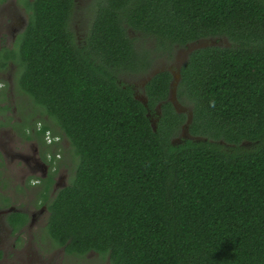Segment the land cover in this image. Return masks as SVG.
<instances>
[{"label":"trees","instance_id":"16d2710c","mask_svg":"<svg viewBox=\"0 0 264 264\" xmlns=\"http://www.w3.org/2000/svg\"><path fill=\"white\" fill-rule=\"evenodd\" d=\"M26 1L29 23L0 70L14 62L18 90L50 118L36 137L62 154L37 192L51 240L109 264H264V0H107L83 41L65 0ZM207 37L230 44L181 66L177 100L192 121L177 139L188 115L169 99L174 75H152L146 102L121 75ZM66 156L73 173L54 189ZM8 220L16 232L28 215Z\"/></svg>","mask_w":264,"mask_h":264},{"label":"rangeland","instance_id":"374dc122","mask_svg":"<svg viewBox=\"0 0 264 264\" xmlns=\"http://www.w3.org/2000/svg\"><path fill=\"white\" fill-rule=\"evenodd\" d=\"M86 24V17H81V19L78 16L76 17L73 26L79 37L84 34ZM147 44H149V40ZM210 44H212V42L208 41L191 46L190 49H186L185 46L177 47L172 58H168L167 56L156 57L148 71L137 74L124 73L121 75V78L125 82L132 84L135 87L137 94H139V98L143 99V85H145L147 79L150 77L151 71L157 72L161 69H170L177 73L182 62L181 59H183L188 52H192L196 48ZM3 79H6V77ZM10 86H12V89H10ZM9 92L10 95L7 97V100L2 103L8 104L9 109L5 112L0 111V121L5 122V125H0V211L6 212L10 207H14L29 214H38L42 208V206L37 204L39 203L37 201L39 184L32 186L28 185V187L26 185L28 183V177L31 176L34 179H38L41 178V173L39 171L33 173L31 165H29V163L25 160V156L32 155L36 150L35 148L39 147L42 149L43 146L41 143L38 144L36 140L32 142L27 141L11 128L19 121L18 119L21 114V106L23 112L26 111L27 113H30L33 110L30 109L31 104L33 103H31L32 101L27 95L20 93L18 90L15 73L13 74L11 83L7 86V94ZM34 107L37 110L39 109L38 111L42 110L37 106ZM178 109L181 112L187 113L188 117L191 115V110L186 105H179ZM26 116H28L26 117V120H28L30 124L35 123L36 114L34 115L33 113H30ZM43 119L50 122V118L46 114ZM25 125L21 127L22 130L25 129ZM186 125L187 123H185L184 129L186 128ZM184 129L180 135L176 137L177 139L188 134L184 131ZM61 145L66 153L67 149L70 147L68 140L66 138H62ZM52 149L53 147H51V150ZM65 160L69 163L68 167H70L61 168V172L58 174V177H63L61 186L68 182V178L73 173V165L70 162L69 157L66 156ZM6 198L9 200L5 201ZM47 215L48 211L47 213H44V215H41L37 222L35 221L33 224L28 225L18 234L10 231V228L6 225L7 223L5 220H7V218L5 216L0 218V260H3L5 257L10 261L16 260L15 250L11 247V245L15 242L18 246H20V249L30 247V249L35 252L38 250L39 255L37 258L32 259H36L37 261L40 260L43 263L46 261L47 264H109V259L107 257H104L94 251H91L83 258H80L73 255H67L62 248H58L47 234L45 228ZM27 255L28 254L26 253L23 258L26 263L29 262Z\"/></svg>","mask_w":264,"mask_h":264},{"label":"flooded vegetation","instance_id":"af4514ba","mask_svg":"<svg viewBox=\"0 0 264 264\" xmlns=\"http://www.w3.org/2000/svg\"><path fill=\"white\" fill-rule=\"evenodd\" d=\"M105 1H107V0H65V2L63 3V4H70L72 6L73 13L71 16V25H73L75 23V19L77 16L80 19H81V17H86V20H87L86 28H85L84 34L81 37H79V41H83L85 39L84 37L88 35V29H89V26H90L92 19H93L92 13L97 11L98 5L100 3L105 2ZM26 2H27L26 0H0V63L4 59V56L9 55L8 49H10V50L15 49V47L19 41L20 36L25 32V29L29 23L30 12H29V8L26 5ZM61 2H63V0H61ZM208 41L212 42V44H210V45H216V44L217 45H229L230 44V42L226 38L217 39V38H213V37H207V38H201V39H198L197 41H193L191 43H188L185 46V48L190 49L191 46L202 44V43L208 42ZM177 47H182V46H177ZM202 47H204V46H202ZM7 52H8V54H7ZM190 53L191 52H188L187 55L185 57H183V59H181L182 62L178 68L177 73L180 71L181 66L188 59ZM165 70L170 71L173 75L175 74V72H173L170 69H165ZM165 70L161 69L159 71H165ZM159 71H157V72H159ZM154 72L155 71H151V73H150L151 75L147 79L146 83L150 80L152 75L157 73V72H155V73ZM14 73H15V64L13 61L9 60L7 68H5L4 70H0V83H1L0 90H4V88H7V86H9V84L12 81ZM4 77H6V79H3ZM146 83H145V85H146ZM128 84H130V83H128ZM130 85L133 87V90H134L136 97L139 98V94H137V92L135 91V87L132 84H130ZM145 85H143V91L145 89ZM10 89H12V86H10ZM9 95H10V92L7 94V96H9ZM139 99H141V98H139ZM143 99L146 102L147 99L145 98L144 94H143ZM178 103H179V101H178ZM179 105L181 106L182 104L179 103ZM30 109H33L32 112H30V113H33L34 115L36 114V116H35L36 117L35 122L37 123L36 128L38 130H40L42 125H43L42 124L43 122L38 120V119L41 118L42 116L44 117V114L41 115L40 112L33 105L30 106ZM20 113L21 114L19 115V119H18L19 121L17 122L18 128L11 127L12 130H15L23 138H24V132L26 130L27 134H31L33 136V139H26L25 138L27 141L32 142V141L36 140L38 142V144L41 143V145L43 146L42 149L39 147L35 148L36 150L32 155L25 156V158H26L25 160L27 161V163H29V165H31L33 173L38 172V171L41 173V178H38V179H34L31 176L28 177V181H27L28 183L26 186L28 187V185L32 186V185L39 184L38 187L40 189V188H42V185H43V178L46 179L50 173L47 162L43 161V156H44V154H46L45 152H48V154H53V149L49 152L48 146L43 144L41 142V140L36 137V128L34 126L35 123L31 125V128L27 127L24 130L21 129L23 124L27 121L26 117H28V116H26V115H28L30 113H27L26 111L23 112L22 106H21V112ZM60 172H61V170L59 171V173ZM62 180H63V177H61V176L58 177V175L56 176V182L54 184V189L61 186ZM51 194H53V192ZM39 206H42V208L40 209L38 214L37 213L29 214L26 212L28 215V221H27L25 226L21 227L16 232H14V228L11 226V224L8 220V216L14 210L15 211H20V210L14 208V207H10L8 209V211H6V212L0 211V218L5 216L7 218V220H5L7 223L6 225L10 228V231L18 234L19 232L23 231L28 225L33 224L35 221L37 222L41 215H44V213H47L46 205H39ZM23 212H25V211H23ZM11 247H13V249L15 250L16 260L10 261L8 258L5 257L3 260H0V264H47L46 261L43 263L40 260L37 261L36 259H32V258H37V256L39 255L38 250H36V252H35L34 250H31L30 247L20 249V246H18L15 242L11 245ZM57 247L62 248L63 251L66 253L64 247H60V246H57ZM26 253L28 254L27 257L29 258V262H27V263L23 259L24 256L26 255ZM67 255H69V254H67ZM73 256H76V255H73ZM84 256H77V257L83 258ZM15 257H14V259H15ZM20 260H22V261H20ZM48 264H51V263H48ZM77 264H79V263H77Z\"/></svg>","mask_w":264,"mask_h":264},{"label":"built area","instance_id":"2783aa9c","mask_svg":"<svg viewBox=\"0 0 264 264\" xmlns=\"http://www.w3.org/2000/svg\"><path fill=\"white\" fill-rule=\"evenodd\" d=\"M1 86V83H0ZM45 139L47 141L48 144H53L56 141H61L62 139L60 138L59 135H54L52 133V131L47 130L46 134H45ZM62 159V154L60 152L56 153V154H48L47 155V164L49 167L50 171H57L58 169V161Z\"/></svg>","mask_w":264,"mask_h":264},{"label":"water","instance_id":"95a60500","mask_svg":"<svg viewBox=\"0 0 264 264\" xmlns=\"http://www.w3.org/2000/svg\"><path fill=\"white\" fill-rule=\"evenodd\" d=\"M179 79H180L179 72L178 73H175L174 74V80H173L172 86H171V95H170V100L174 103V105H175V107L177 109L179 107V103L177 101V84H178ZM191 121H192V116L190 115L188 117L187 125L185 126L186 128L184 129V131L188 133V134H186L184 136L185 137H189V138H191V136L189 134V124L191 123ZM155 128H156V125H155Z\"/></svg>","mask_w":264,"mask_h":264}]
</instances>
